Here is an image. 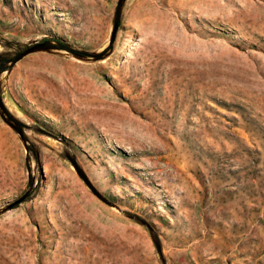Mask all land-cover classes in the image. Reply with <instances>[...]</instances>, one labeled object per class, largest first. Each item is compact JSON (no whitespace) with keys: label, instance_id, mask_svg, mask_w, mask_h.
Masks as SVG:
<instances>
[{"label":"rangeland","instance_id":"374dc122","mask_svg":"<svg viewBox=\"0 0 264 264\" xmlns=\"http://www.w3.org/2000/svg\"><path fill=\"white\" fill-rule=\"evenodd\" d=\"M18 52L0 264H264V0H0Z\"/></svg>","mask_w":264,"mask_h":264},{"label":"trees","instance_id":"16d2710c","mask_svg":"<svg viewBox=\"0 0 264 264\" xmlns=\"http://www.w3.org/2000/svg\"><path fill=\"white\" fill-rule=\"evenodd\" d=\"M117 18H118V7H116V10H115V18H114L115 24H116ZM51 41L53 42L52 44H51ZM30 47H32V50L36 49V48L53 47V48H57V49L68 51V52H70L71 54H73L75 56L87 55V56H91V57H94V58H99L100 57L99 54H85L82 51L74 50V49L70 48L65 42H63L62 40H59L57 38L43 37L40 40H38L37 42H35L34 44H32V46H30ZM20 53L21 52L16 53L15 56L13 58H11V59L4 58V57L0 56V72L8 69L9 66L7 64L10 63V62L16 61L20 57V55H21ZM0 110H1L2 113H4L9 119H11L15 123L14 130L20 135L21 139L26 144V149L28 151H31V146L27 143V140H26L24 132H23L24 124L22 122H19V121L15 120L13 118V116L10 114V112H8L6 110L5 107H4V109L0 108ZM33 190H34V186L32 185V179L28 178V180L26 182V186L24 188V191L14 201L16 203H14L13 205L18 204V203L26 200L33 193Z\"/></svg>","mask_w":264,"mask_h":264},{"label":"water","instance_id":"95a60500","mask_svg":"<svg viewBox=\"0 0 264 264\" xmlns=\"http://www.w3.org/2000/svg\"><path fill=\"white\" fill-rule=\"evenodd\" d=\"M115 29H116V25L114 24V26H113V28H112V32H111V37H110V39H112V37H113V35H114V31H115ZM31 50H32V47H29V48H27L26 50H24V53H23V54H25V53H27L28 51H31ZM0 108H1V109H4V105H3V102H2L1 97H0ZM14 203H16V202L11 203L10 206H12Z\"/></svg>","mask_w":264,"mask_h":264},{"label":"bare ground","instance_id":"6f19581e","mask_svg":"<svg viewBox=\"0 0 264 264\" xmlns=\"http://www.w3.org/2000/svg\"><path fill=\"white\" fill-rule=\"evenodd\" d=\"M108 111H110V110H108Z\"/></svg>","mask_w":264,"mask_h":264}]
</instances>
